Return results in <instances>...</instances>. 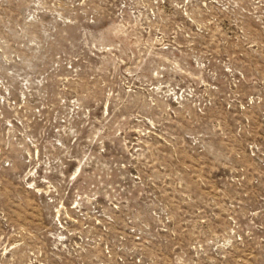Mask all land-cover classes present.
Here are the masks:
<instances>
[{"label":"rangeland","instance_id":"374dc122","mask_svg":"<svg viewBox=\"0 0 264 264\" xmlns=\"http://www.w3.org/2000/svg\"><path fill=\"white\" fill-rule=\"evenodd\" d=\"M0 264H264V0H0Z\"/></svg>","mask_w":264,"mask_h":264}]
</instances>
